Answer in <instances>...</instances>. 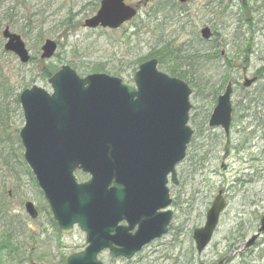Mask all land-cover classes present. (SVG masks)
Listing matches in <instances>:
<instances>
[{"label":"rangeland","instance_id":"1","mask_svg":"<svg viewBox=\"0 0 264 264\" xmlns=\"http://www.w3.org/2000/svg\"><path fill=\"white\" fill-rule=\"evenodd\" d=\"M100 1L0 0V264H65L86 247L78 228L70 235L58 231L24 162L21 92L33 86L50 92V77L44 76L49 66L55 72L69 66L81 78L103 69L87 75L104 73L132 85L136 61L166 41L212 58L196 65L211 90H194L181 79L191 90L193 134L175 168L177 185H167L173 217L168 232L131 260L111 259L107 250L98 259L102 264H264V234L245 248L264 216V0H125L137 10L135 18L116 30L85 28ZM5 27L24 42L30 56L26 64L4 52ZM203 27L212 34L208 41L200 38ZM46 40L57 49L41 59ZM157 70L168 75L159 65ZM244 77L257 81L244 88ZM227 84L232 86V117L229 156L223 160L222 131L209 129L207 121ZM194 123L202 126L197 134ZM75 176L80 182L89 178L81 172ZM220 190L225 209L210 243L197 253L192 232L203 227ZM27 202L38 212L34 220L24 211Z\"/></svg>","mask_w":264,"mask_h":264},{"label":"water","instance_id":"2","mask_svg":"<svg viewBox=\"0 0 264 264\" xmlns=\"http://www.w3.org/2000/svg\"><path fill=\"white\" fill-rule=\"evenodd\" d=\"M124 1L101 0L84 27L119 28L136 14ZM200 35L208 40L211 33L203 28ZM2 36L5 52L26 64L29 56L20 37L8 28ZM55 50L56 43L46 40L40 58H51ZM132 80L133 85H127L103 73L80 78L62 66L47 81L50 94L33 86L19 96L23 158L59 231L69 234L76 224L86 235L85 249L71 254L66 264H102L97 256L104 250L113 259H131L168 231L172 212L167 209L171 199L166 185L169 175L177 184L175 166L185 159L193 134L188 126L191 90L158 71L155 59L140 64ZM254 81L245 79L243 86ZM231 94L227 84L208 120L209 128H220L226 137L223 159L229 152ZM77 171L89 179L79 183ZM221 194L208 209L203 227L193 231L197 253L211 241L225 208ZM25 211L33 219L37 216L30 202ZM263 232L264 216L245 248Z\"/></svg>","mask_w":264,"mask_h":264},{"label":"trees","instance_id":"3","mask_svg":"<svg viewBox=\"0 0 264 264\" xmlns=\"http://www.w3.org/2000/svg\"><path fill=\"white\" fill-rule=\"evenodd\" d=\"M4 20L11 19L6 17ZM152 58L157 59L158 65L161 67V69H164L170 77H175L178 79L180 78L185 81L189 80L194 90L212 89L211 86H209V80L203 79L201 76H199L196 68V65L207 62L212 58L201 55L199 50L191 49V47L186 44H180L178 47L173 46L170 42L166 41L162 42V46L158 50L150 53L145 59H140L136 62L141 64L142 62ZM46 70H48L44 72V76L46 78L51 77L55 72L50 66L49 69L47 68ZM101 70L94 68L89 72H100ZM89 72L86 71V74ZM195 127H198L196 128L197 134V131L202 129V126L200 127L199 125L195 124Z\"/></svg>","mask_w":264,"mask_h":264},{"label":"flooded vegetation","instance_id":"4","mask_svg":"<svg viewBox=\"0 0 264 264\" xmlns=\"http://www.w3.org/2000/svg\"><path fill=\"white\" fill-rule=\"evenodd\" d=\"M120 225H123V226H124V225H126V224H125V222H122V223H120Z\"/></svg>","mask_w":264,"mask_h":264},{"label":"bare ground","instance_id":"5","mask_svg":"<svg viewBox=\"0 0 264 264\" xmlns=\"http://www.w3.org/2000/svg\"><path fill=\"white\" fill-rule=\"evenodd\" d=\"M43 89V88H42Z\"/></svg>","mask_w":264,"mask_h":264}]
</instances>
